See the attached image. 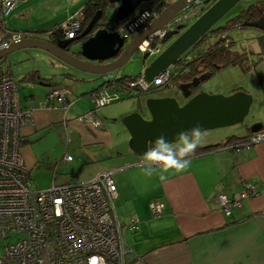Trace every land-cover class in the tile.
<instances>
[{
    "label": "crops",
    "instance_id": "crops-1",
    "mask_svg": "<svg viewBox=\"0 0 264 264\" xmlns=\"http://www.w3.org/2000/svg\"><path fill=\"white\" fill-rule=\"evenodd\" d=\"M29 1L19 2L6 19L26 17L27 9L28 13L31 10ZM70 15L68 12L50 25L63 23ZM6 26L10 30L41 31L29 34L28 38L39 39L47 32L39 29L42 25L9 26L6 21ZM29 75L39 76L41 82H32L26 78ZM65 75L69 79L62 82L42 76L39 71L22 78L44 88L42 92L19 94L21 107L32 110L31 121L22 127L20 139L34 188L40 182L48 186L79 185L112 172L117 190L114 216L122 226L126 264H264V142L234 150L230 146L221 147L192 156L187 171L170 172L168 181L161 183L157 175H145L140 167L142 159L138 160L114 140L107 114L100 113L102 108L95 115L104 123L103 131L78 122L79 115L94 108L90 92L99 83L92 80L100 77L74 70L66 71ZM52 86L68 90L66 112L39 109ZM248 135L249 128L239 137ZM224 141H212L200 147ZM52 152H63V156L58 158ZM68 152L74 155L69 162L65 160L70 156ZM245 183L255 187L257 196L226 215L216 196L234 197ZM153 200L165 205L158 218L152 216L148 207ZM134 221L138 228L130 231L128 226Z\"/></svg>",
    "mask_w": 264,
    "mask_h": 264
},
{
    "label": "built area",
    "instance_id": "built-area-1",
    "mask_svg": "<svg viewBox=\"0 0 264 264\" xmlns=\"http://www.w3.org/2000/svg\"><path fill=\"white\" fill-rule=\"evenodd\" d=\"M20 1L23 0H0V51L28 39L24 33L6 26V18ZM178 1H156L160 10L153 9L146 16L147 23ZM202 4V1H196L189 12L195 14ZM81 20L82 13L79 12L60 23L59 32L65 39H73L80 29ZM127 22L117 28L126 43L131 39L125 28ZM182 24H187V21L175 18L163 30L150 35L137 49L142 58L160 54L165 35ZM137 27L138 24L133 23L130 30L138 33L142 27ZM51 35L52 32H46L45 40H49ZM175 64L151 83L144 82L139 75L135 81L116 85L114 77L101 76L103 84L100 90L91 94L94 108L79 115L78 122L103 131L105 125L96 117V110L120 101L122 96L137 97L174 85ZM68 96V90L52 86L39 109H62L66 112ZM31 116L32 110L20 105L17 82L12 76H0V264H126L122 226L114 216L117 190L112 172L100 174L79 185H51L43 191L30 188L32 182L23 159L20 131L31 121ZM262 142L264 131L252 134L245 142L230 148H246ZM65 160L69 162L72 157L66 156ZM256 196L255 187L245 183L236 196L218 194L215 199L222 212L230 215L234 209L241 208L244 201ZM148 207L152 216L158 218L165 205L162 201L153 200ZM128 228L136 231L137 221Z\"/></svg>",
    "mask_w": 264,
    "mask_h": 264
},
{
    "label": "water",
    "instance_id": "water-1",
    "mask_svg": "<svg viewBox=\"0 0 264 264\" xmlns=\"http://www.w3.org/2000/svg\"><path fill=\"white\" fill-rule=\"evenodd\" d=\"M149 0H108L113 6L114 15L111 21L116 25L127 22L125 28L130 34V41L126 43L121 35L115 31L99 29L93 32L95 25L101 18L98 11L84 32L75 40L86 38L77 51L69 52L73 39H65L57 43L50 40L28 38L11 44L7 49L0 51V61L9 54L23 49H39L52 55L65 65L80 72L96 76H105L114 73L125 66L138 47L152 34L163 30L175 18L196 20L190 25L182 24L165 35L161 44L164 45L173 37V40L148 66L139 74L146 83H151L174 65L189 49L201 41L204 36L241 0H180L166 9L149 23L147 15L152 9H139ZM161 1V0H152ZM196 1L209 3L201 7L195 14L189 12ZM264 4V0H261ZM110 21V22H111ZM137 23L142 27L138 33H133L130 26ZM247 28L256 29L261 35L248 46L249 56L264 65V17L244 24ZM137 27V28H138ZM255 62V64H257ZM250 63H254L250 59ZM54 79V78H53ZM204 76L194 78L189 83L177 86L185 104L179 105L175 98H149L145 102L149 119L139 113H132L122 119V124L129 134V149L132 154L143 157L150 145L160 135L173 141L176 134L182 130L191 129L199 124L206 131L232 127L242 124L249 114L252 97L243 91H236L229 96L208 95L205 93L193 94ZM262 124L250 126V134L262 131Z\"/></svg>",
    "mask_w": 264,
    "mask_h": 264
},
{
    "label": "rangeland",
    "instance_id": "rangeland-1",
    "mask_svg": "<svg viewBox=\"0 0 264 264\" xmlns=\"http://www.w3.org/2000/svg\"><path fill=\"white\" fill-rule=\"evenodd\" d=\"M86 1L87 0H31L29 1V7L31 10L30 13H28L27 9L25 12L26 17L23 18L19 16H10L8 19H6V21L9 26L30 24L32 27H36L37 25H42V27H39V29L47 30L52 28L56 23L54 22V24L50 25L52 23L51 21L59 19L68 12L72 15H76L84 7ZM254 2L255 0H241L225 16H223V18L217 22V24L212 29L223 26L229 19L237 15L243 9H246ZM72 15L70 16L72 17ZM107 15L109 18V21L106 22L109 26L108 28L110 30H114L116 24L111 21L114 15V10L109 9L107 11ZM195 20L196 18L188 20L187 27L190 26ZM57 23L59 24L61 22ZM99 29H106V27L97 28V30ZM260 34V31L252 28H237L228 32L229 38L233 42L232 49L239 52H247L249 44L254 42L256 38L260 36ZM44 36L45 35H42L43 39H45ZM175 39L176 36L169 40V42L166 44L161 45V52ZM214 40L215 38L213 37L207 42V44L204 45V47L208 46V44L212 43ZM77 49L78 46L71 45L72 52L77 51ZM202 49L203 47L199 48L197 51L200 52ZM158 55L159 54L149 55L143 59L142 53L140 51H136L125 66L118 69L114 73L109 74V76L116 79L121 77H137L142 72L144 67L148 66ZM250 59H253L255 67H251L248 72H243L239 67L236 66H229L219 70L212 77L199 84L197 93L229 96L231 95L230 93L235 90V92H246L253 99L249 114L244 119L242 124L206 131L205 139L202 145L205 143H211L212 141H223V139L225 140L226 137H239L240 135L245 134L247 129L256 123L262 124L264 131V65L262 62H257L254 57L251 58L249 56V61ZM255 62H257V64H255ZM6 69H9L14 81L17 82L20 95L29 94L30 92L34 93L35 91L42 92L44 90V88L33 85L32 82H27L25 79L22 80V78L30 72L39 71L42 76L54 78L61 82L65 79H69V77L65 75L66 71L74 70V72H80L72 69L52 55L39 49H23L9 54L0 61V71L4 72ZM80 74L87 73L80 72ZM92 82L94 84H101V80L98 78L96 81L93 79ZM165 97L175 98L181 106L186 102L178 90L177 85H172L157 89L155 91L149 92L146 95H141L138 97L128 98L127 96H122L120 101L112 102L110 105L102 108L100 113L107 114V124L114 140H116L120 146L124 147V149L130 151L128 144L130 137L122 124V119L132 113H139L143 116V118L149 119V114L145 106L146 100L149 98ZM67 154L71 157L74 156L72 152H68ZM53 155L60 158L63 156V152H54ZM136 158L141 160L143 157L141 158L136 156ZM59 173L60 170L58 174ZM43 186H46V188ZM47 186L48 185H45V182H40L38 183L37 190H46L50 187V185L48 187ZM30 188L34 189V184L30 185Z\"/></svg>",
    "mask_w": 264,
    "mask_h": 264
},
{
    "label": "trees",
    "instance_id": "trees-1",
    "mask_svg": "<svg viewBox=\"0 0 264 264\" xmlns=\"http://www.w3.org/2000/svg\"><path fill=\"white\" fill-rule=\"evenodd\" d=\"M152 0H149L147 3L142 5V7H152ZM150 4V5H148ZM156 6V4L154 3ZM113 9L108 2V0H87L84 7L81 10L82 20L80 29L77 32L76 36L73 38V43L71 45L79 46L86 38L81 40H75L78 38L86 29L89 22L95 16L98 11H101V18L99 22L95 25L93 32L97 30V28L106 27L107 21H109L107 11ZM156 9L160 10V7L157 5ZM264 17V4L261 0H255L254 3L249 5L246 9L240 11L237 15L229 19L223 26L218 27L216 29H211L204 38L199 41L195 46L189 49L175 64L174 76H173V84L181 85L189 83L194 78H199L204 76L205 80L212 77L219 70L229 67L236 66L239 67L243 72H248L251 67H255L254 63H250L248 59V53L245 51H234L232 49L233 42L229 38L228 32L232 29H244L247 28L244 24L246 22H253L259 20ZM121 24H117L115 27V31ZM60 24H55L52 28L47 29V32H52V35L49 37V40L52 43H57L59 41L65 40L63 35L59 32ZM58 29V30H57ZM140 30V29H139ZM18 31V30H13ZM43 31V30H42ZM19 32L24 33L26 36L33 33H40V30H19ZM54 32V33H53ZM215 40L212 43H209L208 46L204 47L205 44L212 38ZM261 41L264 40V36ZM203 47V49L198 52L199 48ZM71 49V47H70ZM8 75L11 76L9 69H6L3 73H0V76ZM26 78H29L32 82L39 83L41 81L39 76L29 75ZM139 78L137 77H121L115 78V84H121L125 82L135 81ZM101 84H103L102 79L100 77ZM201 81V82H203ZM112 82V81H110ZM101 84L98 85L93 91L90 92V95L94 92H97L101 88ZM49 85V84H48ZM198 88V87H197ZM197 88L192 90L193 94L197 93ZM138 97V96H137ZM252 134L246 137H228L225 139L223 143L208 145L199 147L193 156L205 154L209 151L217 150L221 147H228L231 145H237L239 143L245 142ZM153 145H150L152 147ZM149 147V148H150Z\"/></svg>",
    "mask_w": 264,
    "mask_h": 264
},
{
    "label": "clouds",
    "instance_id": "clouds-1",
    "mask_svg": "<svg viewBox=\"0 0 264 264\" xmlns=\"http://www.w3.org/2000/svg\"><path fill=\"white\" fill-rule=\"evenodd\" d=\"M206 133L199 124L178 132L173 141L160 135L144 154L140 167L147 176L157 175L161 183L170 172L183 173L191 166V157L202 146Z\"/></svg>",
    "mask_w": 264,
    "mask_h": 264
},
{
    "label": "flooded vegetation",
    "instance_id": "flooded-vegetation-1",
    "mask_svg": "<svg viewBox=\"0 0 264 264\" xmlns=\"http://www.w3.org/2000/svg\"><path fill=\"white\" fill-rule=\"evenodd\" d=\"M154 2V1H153ZM153 2H151V3H153ZM155 4H156V6H157V3L156 2H154ZM154 3H153V5H152V7H150V6H148V7H140L139 9H147V8H151L152 10L153 9H156V6L154 5ZM209 3H203L202 4V7H205V6H207ZM148 5H150V4H148ZM158 10V9H157ZM187 26V25H186ZM69 52H72V50L70 49L69 50Z\"/></svg>",
    "mask_w": 264,
    "mask_h": 264
}]
</instances>
